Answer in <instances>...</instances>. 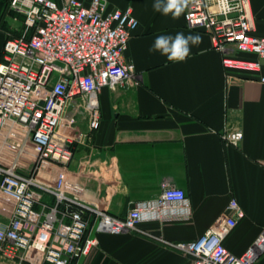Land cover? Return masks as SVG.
I'll use <instances>...</instances> for the list:
<instances>
[{"label": "built area", "instance_id": "2783aa9c", "mask_svg": "<svg viewBox=\"0 0 264 264\" xmlns=\"http://www.w3.org/2000/svg\"><path fill=\"white\" fill-rule=\"evenodd\" d=\"M108 7V0L9 4L23 23L18 35L9 33L0 56V200L14 204L9 222L0 224V256L74 264L98 246L92 231L135 232L164 241L141 224L189 218L186 192L175 185L162 184L159 198L136 204L122 219L89 204L84 190L68 180L82 135L79 118H87L92 132L99 130L102 89L139 79L135 65L124 58L139 21L130 7ZM184 17L188 29L211 38L226 70L261 71L264 37L255 34L250 0H189ZM242 139L241 131L226 135L233 145ZM23 158L32 165L26 173L17 170ZM244 216L234 199L215 228L169 245L189 256V264H256L264 255V231L241 256L225 246V237Z\"/></svg>", "mask_w": 264, "mask_h": 264}, {"label": "crops", "instance_id": "0c3cea01", "mask_svg": "<svg viewBox=\"0 0 264 264\" xmlns=\"http://www.w3.org/2000/svg\"><path fill=\"white\" fill-rule=\"evenodd\" d=\"M250 1L255 34L264 37V0ZM108 2L110 11L132 8L139 21L124 54L139 79L102 89L99 130L92 132L87 118H79L82 135L68 180L84 190L89 204L122 219L136 204L159 198L162 184L175 185L186 192L189 218L141 224L164 241L92 231L98 246L74 264H189L190 257L169 243L190 242L215 228L234 199L245 216L225 246L243 255L264 231V63L257 74L226 70L211 38L186 27L185 8L173 19L154 9L157 0ZM10 19L21 22L8 17V28L0 25V56L9 33L22 25ZM178 33L199 35L201 43L190 44L183 61H169L154 50L155 40ZM238 131L243 139L230 144L226 135ZM31 166L23 158L17 170L26 173ZM13 208L12 201L0 200V224L9 222ZM0 264L30 263L0 256ZM256 264H264V255Z\"/></svg>", "mask_w": 264, "mask_h": 264}, {"label": "clouds", "instance_id": "9594fccd", "mask_svg": "<svg viewBox=\"0 0 264 264\" xmlns=\"http://www.w3.org/2000/svg\"><path fill=\"white\" fill-rule=\"evenodd\" d=\"M189 0H157L153 5L156 11H162L164 15L172 14L173 19H176L187 7ZM201 43L199 35L184 36L183 33H178L173 38L172 36H160L155 40L154 50H159L166 55L169 61H183L190 54V44L198 45Z\"/></svg>", "mask_w": 264, "mask_h": 264}, {"label": "trees", "instance_id": "16d2710c", "mask_svg": "<svg viewBox=\"0 0 264 264\" xmlns=\"http://www.w3.org/2000/svg\"><path fill=\"white\" fill-rule=\"evenodd\" d=\"M11 0H0V25L4 28H8L7 18H19L21 20V23H23V17L17 16L14 12L9 10V4ZM18 31L13 32V35H18Z\"/></svg>", "mask_w": 264, "mask_h": 264}, {"label": "rangeland", "instance_id": "374dc122", "mask_svg": "<svg viewBox=\"0 0 264 264\" xmlns=\"http://www.w3.org/2000/svg\"><path fill=\"white\" fill-rule=\"evenodd\" d=\"M9 23L10 24H12L13 26H19L20 25V21H16V20H12V19H10L9 20ZM17 29V28H16ZM13 34V33H12Z\"/></svg>", "mask_w": 264, "mask_h": 264}]
</instances>
